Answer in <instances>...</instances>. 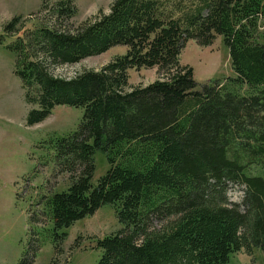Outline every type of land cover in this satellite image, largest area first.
Masks as SVG:
<instances>
[{
  "label": "trees",
  "instance_id": "16d2710c",
  "mask_svg": "<svg viewBox=\"0 0 264 264\" xmlns=\"http://www.w3.org/2000/svg\"><path fill=\"white\" fill-rule=\"evenodd\" d=\"M73 3L57 2L52 24L10 45L26 99L38 105L29 125L57 105L84 111L56 145L70 186L44 196L42 213L62 230L112 204L123 228L98 239L96 264H228L242 249L264 250V0H113L78 26ZM20 22L4 24L0 45ZM217 35L236 75L197 89L180 55L189 40L205 46ZM118 45L126 53L99 70L52 72ZM154 67L157 80L130 85V69ZM97 151L110 167L95 185ZM233 185L244 186L241 203L229 200Z\"/></svg>",
  "mask_w": 264,
  "mask_h": 264
},
{
  "label": "rangeland",
  "instance_id": "374dc122",
  "mask_svg": "<svg viewBox=\"0 0 264 264\" xmlns=\"http://www.w3.org/2000/svg\"><path fill=\"white\" fill-rule=\"evenodd\" d=\"M61 0H0V33L5 23L21 16L23 30L6 36L0 45V264H20L25 254L36 247L33 264H96L101 256L98 239L123 228L112 204H105L93 215L78 220L71 227L57 230L44 210V196L65 191L70 186L67 173L58 172L57 141L74 133L82 121L83 109L57 105L42 122L29 125L28 116L38 105L26 99V89L15 73L16 54L10 45L24 31L27 35L43 24L50 23L53 7ZM113 0H74L75 14L70 24L93 18L100 11L110 12ZM46 4V5H45ZM45 5V6H44ZM118 45L108 51L85 58L76 64L58 66L52 72L63 78L74 77L85 70H99L103 65L126 53ZM182 64L193 68L197 89L212 82L235 77L229 48L221 35L210 45L196 40L187 42L180 55ZM131 86L148 85L158 78V70H129ZM248 91L243 86L242 93ZM96 171L93 183L106 174L109 163L102 151L94 156ZM229 200L241 203L244 186L233 185ZM40 216L38 223L32 216ZM66 233L65 235L62 234ZM61 236V238H58ZM58 246L59 254L56 252ZM228 264H264V250L242 249L230 256Z\"/></svg>",
  "mask_w": 264,
  "mask_h": 264
}]
</instances>
